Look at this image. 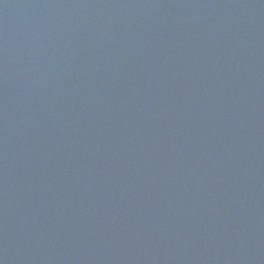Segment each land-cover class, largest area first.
I'll list each match as a JSON object with an SVG mask.
<instances>
[{
	"label": "water",
	"instance_id": "water-1",
	"mask_svg": "<svg viewBox=\"0 0 264 264\" xmlns=\"http://www.w3.org/2000/svg\"><path fill=\"white\" fill-rule=\"evenodd\" d=\"M0 264H264V0H0Z\"/></svg>",
	"mask_w": 264,
	"mask_h": 264
}]
</instances>
